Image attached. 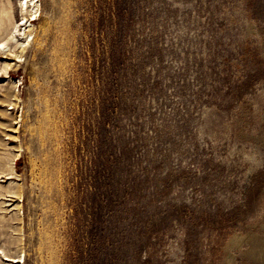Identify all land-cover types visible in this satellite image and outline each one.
<instances>
[{"label":"rangeland","instance_id":"374dc122","mask_svg":"<svg viewBox=\"0 0 264 264\" xmlns=\"http://www.w3.org/2000/svg\"><path fill=\"white\" fill-rule=\"evenodd\" d=\"M35 1L25 38L0 0V263L264 264V0Z\"/></svg>","mask_w":264,"mask_h":264},{"label":"bare ground","instance_id":"6f19581e","mask_svg":"<svg viewBox=\"0 0 264 264\" xmlns=\"http://www.w3.org/2000/svg\"><path fill=\"white\" fill-rule=\"evenodd\" d=\"M8 2V0H7ZM9 3V2H8ZM9 6V4H8ZM21 9H22V17L24 19V22L21 24V25H27V23L29 22L28 24V27L26 29L23 30L22 33H20V35H22V37H25V38H28L32 35V29L29 28L30 27V22L33 20V18H31L38 10L37 8V4H36V1L34 2V0H24V3H21ZM10 7V6H9ZM28 18H31L30 21L28 20ZM12 31H17V26L15 25V22L13 20V17H12V13L10 11V8H7V7H0V50L1 51H4L6 50V53L8 55H14L15 58H20L22 52L24 51V48L26 46V44L28 43L27 41H19L18 39H15L14 40V44L11 45L9 43H7L6 38L10 35V33ZM18 32V31H17ZM17 49V50H16ZM16 50V51H15ZM4 53V52H2ZM4 73H6V69L8 67H11L10 66V62H4ZM8 90V88H7ZM6 91V89H5ZM5 94V93H4ZM8 94V93H7ZM6 95V94H5ZM3 144V143H2ZM3 154V153H2ZM6 154V153H4ZM8 155V154H7ZM5 156V155H4ZM3 156V157H4ZM12 156V155H11ZM1 158V157H0ZM9 158V156L7 157V159ZM14 158V156H13ZM6 160V158H4ZM10 159V158H9ZM12 159V158H11ZM11 161H8V163H6L5 161L0 160V166H2L3 164H9L8 165V173L6 175L10 176L13 174V176L15 175V172L14 171V165L13 163H9ZM1 168V167H0ZM6 168V166H5ZM7 169V168H6ZM7 171V170H6ZM6 173V172H5ZM5 175V174H4ZM5 178V176H4ZM7 179H10V177H7ZM2 180V179H1ZM10 181V180H9ZM4 183V182H2ZM10 183V182H8ZM11 184V183H10ZM14 185V184H13ZM9 186V185H7ZM11 186V185H10ZM0 188H1V185H0ZM5 188V187H3ZM2 188V189H3ZM10 188V187H9ZM11 189V188H10ZM14 189V188H12ZM11 189V190H12ZM14 191V190H13ZM11 192V191H10ZM2 193V192H1ZM15 193V192H14ZM9 194V193H8ZM12 194V193H11ZM10 194V195H11ZM15 196V195H14ZM244 239H249L248 236H244L243 237ZM1 251V250H0ZM3 251V250H2ZM4 252V251H3ZM259 252V250H255L254 251V254L257 255ZM4 254V253H3ZM2 254V255H3ZM6 255V254H5ZM11 258V257H10ZM9 258V260H10ZM14 258V257H13ZM5 259V257H4ZM13 260V259H12ZM16 263H20L19 261H16L14 260ZM1 264V263H0Z\"/></svg>","mask_w":264,"mask_h":264}]
</instances>
